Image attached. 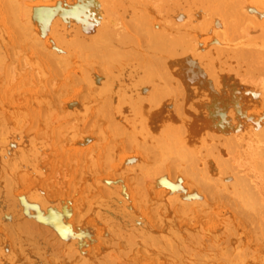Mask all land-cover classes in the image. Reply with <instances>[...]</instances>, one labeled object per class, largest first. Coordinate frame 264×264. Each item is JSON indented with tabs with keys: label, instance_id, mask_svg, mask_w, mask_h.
<instances>
[{
	"label": "bare ground",
	"instance_id": "1",
	"mask_svg": "<svg viewBox=\"0 0 264 264\" xmlns=\"http://www.w3.org/2000/svg\"><path fill=\"white\" fill-rule=\"evenodd\" d=\"M0 264H264V0H0Z\"/></svg>",
	"mask_w": 264,
	"mask_h": 264
},
{
	"label": "rangeland",
	"instance_id": "2",
	"mask_svg": "<svg viewBox=\"0 0 264 264\" xmlns=\"http://www.w3.org/2000/svg\"><path fill=\"white\" fill-rule=\"evenodd\" d=\"M253 71H254V70H253ZM239 73H242V72H238V74H239ZM244 73H245V72H244ZM256 74H258V73H256ZM256 74H255V75H256ZM240 75H241V74H239V76H236L237 79H238V77H239L240 82H241L243 79H244V80H243L244 83H245L246 79H247L246 82H248V78H249L250 76H251V79L249 78V80H252V81H253V79H252V78H253V76H252L253 74H249V73H247V76L249 75L248 77L246 76V73H245V74H242L241 76H240ZM257 76H258V75H257ZM242 77H243V78H242ZM240 78H242V79H240ZM243 81H242V83H243ZM252 81H251V82H252ZM249 83H250V81H249L247 84H249ZM245 84H246V83H245ZM107 129H108V128H107ZM111 129H112V127H111ZM119 139H120V138H119ZM121 139H122V138H121ZM123 139H126V138L124 137ZM123 139H122V141H123ZM126 141H127V139H126ZM59 249H60V248H59ZM59 249H57V250L60 251Z\"/></svg>",
	"mask_w": 264,
	"mask_h": 264
}]
</instances>
